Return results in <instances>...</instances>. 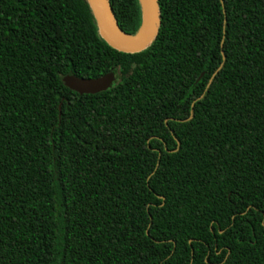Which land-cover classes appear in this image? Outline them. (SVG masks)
<instances>
[{"label":"trees","instance_id":"1","mask_svg":"<svg viewBox=\"0 0 264 264\" xmlns=\"http://www.w3.org/2000/svg\"><path fill=\"white\" fill-rule=\"evenodd\" d=\"M154 3L0 0V264H264V0Z\"/></svg>","mask_w":264,"mask_h":264},{"label":"water","instance_id":"2","mask_svg":"<svg viewBox=\"0 0 264 264\" xmlns=\"http://www.w3.org/2000/svg\"><path fill=\"white\" fill-rule=\"evenodd\" d=\"M141 11L140 25L134 35H126L117 26L106 0H88L96 21L99 36L112 48L131 53L143 49L151 40L157 22L154 0H138ZM61 81L68 89L78 94H92L107 88L111 76L105 74L97 78H79L63 75Z\"/></svg>","mask_w":264,"mask_h":264}]
</instances>
